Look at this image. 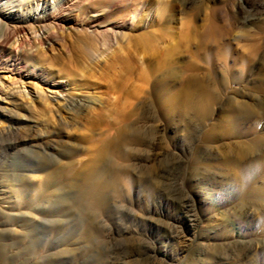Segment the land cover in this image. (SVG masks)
Segmentation results:
<instances>
[{
  "label": "rangeland",
  "instance_id": "obj_1",
  "mask_svg": "<svg viewBox=\"0 0 264 264\" xmlns=\"http://www.w3.org/2000/svg\"><path fill=\"white\" fill-rule=\"evenodd\" d=\"M7 33L0 264H264V129L258 116L243 128L252 107L225 99L264 95V0H0ZM205 43L226 58L210 64ZM190 66L221 96L206 116L162 95ZM224 109L234 126L214 136ZM242 152L262 155L241 187L226 159ZM53 158L56 181L28 171Z\"/></svg>",
  "mask_w": 264,
  "mask_h": 264
},
{
  "label": "bare ground",
  "instance_id": "obj_2",
  "mask_svg": "<svg viewBox=\"0 0 264 264\" xmlns=\"http://www.w3.org/2000/svg\"><path fill=\"white\" fill-rule=\"evenodd\" d=\"M258 20H259V16H257V14L254 11H251L249 9H245V11H244V23L245 24L246 23L247 24H254ZM6 29H8V28H6ZM9 38H10V34L7 33V36H5L3 39H0V47L3 46L4 43ZM248 40H250V38H248ZM251 42H253V41H250V42L248 41V44L251 43ZM203 45H204L203 48L206 51L205 52V55H206L205 58L207 59V61L210 62V64L212 62H215L217 59H221V58L225 59L226 58L223 55V52L225 51V48L220 49V51L218 53H215L214 54V53H212V52L209 51V49L207 47L208 46L207 43H205ZM247 47H248V54L245 57H243V59L241 61V68H242L241 70H244L243 72L245 74L247 73V75H249V77H250L252 75V71H250V68L249 67L247 68V66L249 65V63L251 61L254 60V57L258 53L259 45H256V43L253 42V43L249 44V46H247ZM194 66H192V67L190 66L189 67V69L192 72L187 75V77L185 78V80H183L182 84H180L179 86H176V85L175 86L166 85V86H168V87H166L168 92L165 90V92L162 93V95L164 94L165 96H167L168 100H171L174 103V105H176L179 108V110H181V111L182 110H190V109H193V110H195L193 112H197V113H199L202 116H206L207 113H208V110H210L209 105L217 104V102H219L221 100V98H220L221 96H219V97L218 96H216V97L213 96V92L214 91L211 88V83L212 82H210V81L202 78L201 76H199L194 71ZM256 74L259 77V79L257 80L259 82V84L257 85V88H258L259 92H263L264 91V74L261 73V72H259V71H257ZM168 93H170V95ZM38 95L39 94H37V92H35L34 93V98H39ZM23 96L24 97L27 96L29 98L32 97L29 94H27V95L24 94ZM263 96L264 95H261L260 93H258V95L254 96L253 98H249L251 100V102L248 100V97L247 96H244V95L242 96L241 99L238 98L236 95H231L230 97L228 96V98L226 96L225 99L227 101L231 102V103H239V104H242V105L251 106L252 107V113L250 114V116H248V119H246L243 122V126L242 127L244 128L245 123H247L252 117H254V116L257 117L258 116L259 118L255 122L254 130H261V129H264V119H263V116H264L263 115L264 114L263 113L264 112L263 111L264 110V107L262 108V104H264V97ZM2 99H3L2 96H0V101ZM76 100H77V102H79L78 104H81L83 106H87V104L84 102L83 99L77 98ZM177 107H175V108H177ZM256 107H258V108H256ZM223 111H225L228 114V115L227 114L225 115V120L222 121L221 119H218L217 117L216 118L214 117L213 120H212V122L210 121L211 123H210L209 128L211 127V129L213 130L214 136H220V135L222 136L226 132L230 131L231 128H232V126H234L233 125L234 120L229 115L230 114L229 112H231V109H224ZM214 112H215V110H214ZM214 112H212V113H214ZM209 113H210V111H209ZM235 115H237V114H235ZM237 124H235V125H237ZM241 130H240V132H241ZM248 131L249 130H245V131H243L241 133L246 134ZM125 133H124V130L123 129L118 130L117 134L115 133L116 136L114 138L110 139L111 140V143H109V144H113V145H117L118 146V144H120L121 142H123V139H125V135H126ZM104 144L101 147H103ZM71 148H68V150H66L65 152H63V155L62 156L69 157L72 154H74L75 152H79L78 151L79 148H74V146H73L72 149ZM98 152H100V154L102 153L99 150H98ZM261 155H262V153L261 154L260 153L259 154H251L249 152H242L240 155H236V156L234 155V156L226 159L227 162H229L228 163L229 165L230 164L233 165V167H234V175L240 181L241 187L244 184H246L247 181L248 182L250 181L248 179H250L251 175H250V172L246 169V167H248V164L252 160H254L256 157L258 159V156H261ZM97 156L96 157L94 156V157L89 158V160L86 163V165L88 167H94L95 166V162H96L95 160L97 159ZM59 162H60V160H58V159L54 160V158H53V161L52 162H50V163H42V165H40V164L33 165V167H30L28 171L43 170L44 171V176H45L44 179H46V182L47 183H49L51 181H56V177H57V171H56V169L61 165V163H59ZM58 163H59V165H57L58 166L57 168L52 167L54 164H58ZM50 168H52V169H50ZM96 184L97 183H95V185ZM93 185H92V187H90L91 188L90 193L91 192L92 193L93 192L97 193L98 192V187H96L95 185L93 186ZM95 193H93V194L95 195ZM94 195H92V197ZM94 198H95V196H94ZM96 198H97V196H96Z\"/></svg>",
  "mask_w": 264,
  "mask_h": 264
}]
</instances>
